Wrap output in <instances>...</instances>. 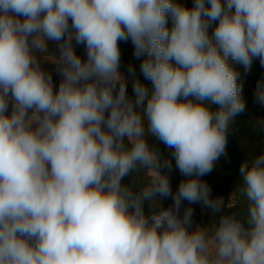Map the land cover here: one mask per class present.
<instances>
[{
    "label": "clouds",
    "instance_id": "clouds-1",
    "mask_svg": "<svg viewBox=\"0 0 264 264\" xmlns=\"http://www.w3.org/2000/svg\"><path fill=\"white\" fill-rule=\"evenodd\" d=\"M129 41L150 85L120 71ZM254 61L264 0H0V264H264V150L239 167L243 219L201 179ZM197 203L213 216L193 227Z\"/></svg>",
    "mask_w": 264,
    "mask_h": 264
},
{
    "label": "trees",
    "instance_id": "trees-1",
    "mask_svg": "<svg viewBox=\"0 0 264 264\" xmlns=\"http://www.w3.org/2000/svg\"><path fill=\"white\" fill-rule=\"evenodd\" d=\"M187 6H191L193 0H179ZM121 49V67L120 71L127 76L128 65L131 64L136 69V74L142 83L150 85L149 81L144 80L140 73V61L133 56V45L131 42H120ZM76 51L78 55L85 57V50L83 46H77ZM44 67L50 70L53 75L54 82L58 85L59 78L56 75L55 65L51 63H44ZM241 73V80L243 84V97L246 102L245 110L237 115L234 120V126L228 138L227 157H221L210 174L205 175L201 179L205 181L211 188V196L213 198H220L224 201L227 213L236 214L237 218L243 219L247 212V201L239 193L238 187L242 185V177L239 174L240 164L246 157L257 156L264 150V131H262L256 124V120L264 117V108L254 102L253 90L256 82L261 77H264V68H261L259 61H254L251 72L245 74L242 67L237 65ZM128 94L131 96L132 85L131 78H129ZM215 107V106H213ZM148 141L155 146L165 157H171V149H168L163 143L156 141L153 137H149ZM172 171L169 173L173 192L178 187L179 182L183 177L175 167V161L172 160ZM164 171H167L164 169ZM131 176L126 177L124 183H129ZM171 199L163 200V206L169 207ZM185 206L187 202H184ZM194 209L193 213V227L195 225H206L212 220V210L197 203L191 205ZM145 211H148V202H145ZM219 214H217V219Z\"/></svg>",
    "mask_w": 264,
    "mask_h": 264
},
{
    "label": "rangeland",
    "instance_id": "rangeland-1",
    "mask_svg": "<svg viewBox=\"0 0 264 264\" xmlns=\"http://www.w3.org/2000/svg\"><path fill=\"white\" fill-rule=\"evenodd\" d=\"M49 48L50 49H55L56 48V45L52 42H49ZM81 56V55H80ZM82 57V56H81ZM83 58V57H82Z\"/></svg>",
    "mask_w": 264,
    "mask_h": 264
},
{
    "label": "crops",
    "instance_id": "crops-1",
    "mask_svg": "<svg viewBox=\"0 0 264 264\" xmlns=\"http://www.w3.org/2000/svg\"><path fill=\"white\" fill-rule=\"evenodd\" d=\"M46 63H48V62H46Z\"/></svg>",
    "mask_w": 264,
    "mask_h": 264
}]
</instances>
